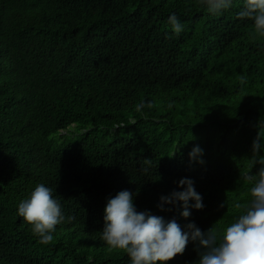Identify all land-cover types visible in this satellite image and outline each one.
<instances>
[{
  "label": "trees",
  "instance_id": "16d2710c",
  "mask_svg": "<svg viewBox=\"0 0 264 264\" xmlns=\"http://www.w3.org/2000/svg\"><path fill=\"white\" fill-rule=\"evenodd\" d=\"M243 3L212 15L198 0H0V264H131L101 239L107 201L124 190L138 212L186 232L219 233L238 218L235 204L251 199L240 175L264 156V146L253 153L264 36L237 17ZM184 178L204 208L161 211ZM38 184L66 217L48 245L18 215ZM201 251L189 239L167 264H197Z\"/></svg>",
  "mask_w": 264,
  "mask_h": 264
},
{
  "label": "clouds",
  "instance_id": "9594fccd",
  "mask_svg": "<svg viewBox=\"0 0 264 264\" xmlns=\"http://www.w3.org/2000/svg\"><path fill=\"white\" fill-rule=\"evenodd\" d=\"M198 2L210 14L217 15L229 9L233 0ZM237 17L253 21L254 31L264 36V0H244ZM168 23L176 35L183 31L184 26L175 13L169 16ZM146 106L152 107L150 103ZM143 107L145 105L142 102L136 106V110L140 111ZM262 140L264 135L258 131L253 141L254 155L264 146ZM202 155L203 150L198 145L189 153L193 161H197ZM198 162L203 163V160L199 159ZM143 163L151 165V160L145 159ZM256 164L259 169L255 175H240L245 183L251 182V199L245 205L235 204V208L242 209L241 214L219 233L215 227L203 232L194 223L187 225L189 231L186 232L175 218L165 220L162 216L147 211L138 212L133 203V194L124 190L107 201L101 239L110 250H123L131 264H167L184 253L189 239L198 241L202 249L197 264H264V156H260ZM179 186L184 190L173 191L169 196L160 198L158 207L161 211L165 210V204L183 202L184 210L181 215L188 218L191 214L190 200L195 201L192 208H204L202 196L196 191L193 180L181 179ZM223 206L222 204L221 207ZM18 215L31 226V233L41 245H48L53 241L56 226L66 219L59 200L53 197L52 189L44 184H38L29 198L20 202ZM67 219L71 221L74 217Z\"/></svg>",
  "mask_w": 264,
  "mask_h": 264
}]
</instances>
